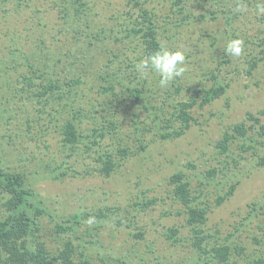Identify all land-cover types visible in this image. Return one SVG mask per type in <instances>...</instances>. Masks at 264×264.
Returning <instances> with one entry per match:
<instances>
[{"label":"rangeland","instance_id":"374dc122","mask_svg":"<svg viewBox=\"0 0 264 264\" xmlns=\"http://www.w3.org/2000/svg\"><path fill=\"white\" fill-rule=\"evenodd\" d=\"M95 1L98 4L97 21L108 20L118 7L121 11L127 9L126 0ZM237 1L218 0L214 5L218 16L213 19L206 13L205 3L202 7L200 2L192 0L189 10L207 14V19L191 18L189 23L181 20L182 15L171 13L168 7L165 10L154 7L157 23L163 21L160 18L163 14L172 15L168 35L175 36L172 44L167 46L177 48L186 56L187 71L182 78L176 79L191 88L186 90L189 93L186 92L183 99L195 95L201 100V94L195 90L211 89L215 83L212 76L229 85L222 97L203 108L194 107V121L183 137L154 141L137 157L125 159L111 177L95 171L97 155L90 158L91 152L82 146L73 152L71 162L74 165L68 176L62 180L43 176L48 170L43 161L62 151L64 155L69 154V151L63 149L59 128L49 122L52 121L49 118H54L53 113L40 112L39 106L27 100V94L22 92L17 79L28 72L24 62H17L14 67L15 57L0 54V161L13 170L30 172L38 197L54 215L112 210L107 211L109 219H103L104 225L98 224L99 230L95 223L89 225L83 220L72 233L75 244L80 246L78 251L89 255L93 264H118L113 257L107 262L104 258L111 253L119 256L120 252L129 264H139L141 259L145 264L193 263L197 254L192 248L191 230L186 224L184 206L173 197L170 178L179 170L193 178L195 173L218 172L224 166L233 169L234 175L223 177L219 173L215 182L202 186L205 189L202 199L211 204L205 229L214 237L213 242L243 247V252L235 255L230 264H249L264 252V166L251 151L243 152L240 144L232 145L234 156L229 158L220 156L216 145L235 124L252 123L246 120L248 112L258 115L264 123V114H261L264 111V46L259 45L264 38V15L257 14L260 0H243L238 4ZM237 6H243L245 11H236ZM60 9V0H0V50L9 53L19 47L28 53L33 47L36 31L50 37L45 33L59 23ZM134 15L140 16V12L135 11ZM123 21L120 27L125 30L127 24ZM236 38L244 41L243 55H229L232 61H225L222 54L226 43ZM123 39L126 40L124 45H131L132 58L140 55V40ZM260 58L263 59L259 61ZM251 59L259 63L249 73ZM59 77L67 76L59 73ZM67 117V113H60L56 123L61 124ZM88 124L85 119L82 127L86 129ZM241 156L246 157L239 162ZM189 163L195 164L196 168L190 167ZM232 184H236L233 195L216 206V194L225 195ZM198 186L194 182L193 188ZM146 203H150L149 207H145ZM258 203L262 205H255ZM251 213L254 216L242 228L244 232L236 231L235 227ZM49 219H44L45 230L51 228ZM174 227L179 232L176 238L170 239V229ZM137 234H143V237ZM254 237L261 242H255ZM212 261L216 260L206 262L201 259L194 264H214Z\"/></svg>","mask_w":264,"mask_h":264},{"label":"trees","instance_id":"16d2710c","mask_svg":"<svg viewBox=\"0 0 264 264\" xmlns=\"http://www.w3.org/2000/svg\"><path fill=\"white\" fill-rule=\"evenodd\" d=\"M163 1H166V6ZM242 1H237V4ZM60 2L59 23L45 33L50 37L36 31L33 47L28 53L19 47L9 53L0 50L1 55L16 58L14 67L17 62H24L28 72L17 79L22 92L27 94V100L39 106L40 112L53 113L54 118H49L52 120L49 122L59 128L63 149L69 151V154L64 155L62 151L43 161L48 169L43 176L54 180L68 176L74 165L71 162L73 152L82 146L91 152L90 158L97 155L94 158L98 164L95 171L111 177L125 159L137 157L154 141L183 137L194 121V107L203 108L226 93L229 84H223L217 76H212L215 83L211 89L195 90L201 94V100L195 95L184 100L185 93L191 89L187 85L175 80L161 87L158 74L149 70L146 76H142L135 68L161 44H172L175 36L168 35L172 15L163 14L160 17L163 21L157 23L154 7L160 6L163 10L168 7L171 13L182 15L181 20L189 23L191 18L204 21L208 13L216 19L218 10L214 5L218 0H196L202 7H205L204 3L207 5V14L189 10L192 0H126L127 9L121 11L120 7L116 8L106 21H97L98 4L95 0ZM135 11H139L140 16L136 17ZM123 19V24H127L125 30L120 27ZM125 37L140 40V55L130 56L131 45H124ZM259 45L264 46V38ZM222 57L225 61H232L225 51ZM248 63V72L251 73L259 62L251 59ZM59 73H65L67 77L63 80ZM60 113H67L68 117L57 124ZM246 117L252 123L249 125L242 121L235 124L231 132L226 131L216 143L218 154L226 158L234 156L231 147L237 143L243 152L251 151L264 166V123L253 113L248 112ZM85 119L89 121L86 129L82 127ZM245 157L241 156L239 162ZM188 165L196 168L195 164ZM219 173L223 177L234 175L233 169L224 166L218 172L206 170L195 173L193 178L179 170L170 178L173 197L184 206L186 224L192 234V248L197 254V260L191 264L201 259L206 262L216 260L212 261L214 264H230L235 255L243 252L240 245L233 247L227 242H213L214 237L205 229L211 204L202 199L205 194L202 186L215 182ZM194 182L199 185L197 189L193 188ZM35 187L30 172L13 170L0 161V264H93L89 255L78 251L80 246L75 244L72 233L78 230L83 220L87 222L90 218H94L95 228L99 230L98 224L104 225L103 219H109L107 211L112 210L78 211L66 217L54 215L38 197ZM235 189L236 184H232L225 195L216 194L214 204L222 205ZM149 205L146 203L145 207ZM253 216L251 213L243 218L235 227L236 231L243 233L242 228L248 220L252 221ZM46 218H50L51 228L48 230L44 225ZM178 232L176 227L170 229V239L176 238ZM220 232L219 229L218 235ZM137 235L143 237V234ZM253 239L261 242L255 237ZM60 242L62 246H58ZM120 253L119 256L111 253L105 256L104 261L113 257L118 264H129ZM258 256L249 264H264V252ZM139 264H145L144 260L141 259Z\"/></svg>","mask_w":264,"mask_h":264},{"label":"clouds","instance_id":"9594fccd","mask_svg":"<svg viewBox=\"0 0 264 264\" xmlns=\"http://www.w3.org/2000/svg\"><path fill=\"white\" fill-rule=\"evenodd\" d=\"M236 11L243 12V6H237ZM257 14L264 15V0H260L257 4ZM227 55L232 57H240L244 52V41L241 38L231 39L226 43L224 49ZM186 56L180 50H171L166 45L161 44L147 58L141 60L135 65L137 72L142 76H146L148 71L158 74L160 77L159 83L161 87L167 86L177 78H182L187 71L185 67ZM94 218H90L87 223L91 225Z\"/></svg>","mask_w":264,"mask_h":264}]
</instances>
